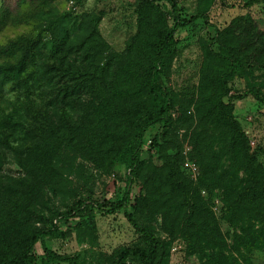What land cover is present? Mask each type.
Instances as JSON below:
<instances>
[{
	"label": "rangeland",
	"instance_id": "obj_1",
	"mask_svg": "<svg viewBox=\"0 0 264 264\" xmlns=\"http://www.w3.org/2000/svg\"><path fill=\"white\" fill-rule=\"evenodd\" d=\"M247 1L177 0L184 18H200L178 29L175 37L177 53L168 71L160 77L173 104L170 131L164 135L159 126L151 130V135L158 136L157 149L152 160L140 167L132 198L126 208L111 214L95 210L92 224L81 229H74L77 219L58 223L66 235L62 239L45 241L50 252L62 258L75 259L78 264H113L122 249L146 247L145 240L135 232L125 217V214H131L142 227L163 242L155 264H197V255L189 251L183 237L188 229L182 228L180 215L172 214L162 205L163 188L154 181L156 169L161 172L165 166L174 164L179 171L181 184L189 190L186 193L187 199L198 207L194 221L201 224L204 221L203 215L208 218V222L212 223L211 235L223 236L228 252L233 250L235 236H254L257 243L252 245L251 251L244 245L240 252L246 258H251L252 264H264L262 210L256 209V205L248 210L244 206L230 209L225 202L223 190L205 186L204 171L196 156L199 147L209 143V137L215 130L209 126V134L204 139L200 136L197 141L195 137V132L201 131L200 118L210 108L215 94L214 90L207 87L205 76L214 79L225 70V66L212 60L209 53L225 48L238 60V65L226 77L228 96L235 98L231 101L233 115L248 138L256 166L264 173V54L258 61L251 62L260 64L248 65L249 60L243 57L250 53L246 43L254 34L251 32L250 36L245 29L240 34L238 31L227 32L233 28L235 18L249 15L254 22L255 32V40L251 38L250 42H255L258 47L264 42V6L244 8ZM32 2L0 0V8L20 14L19 19L24 21L20 24H6L0 31V45L33 31V21L25 18ZM54 6L61 13L71 15L73 20L69 30L72 33L75 34L80 28L85 37L91 34L92 29H96L106 46L103 54L98 57L99 67L103 69L110 64V70L106 73L109 79L116 75L120 60L130 59L145 66L149 44L157 32L164 27H173L169 17L170 6L164 0L156 1L152 6L143 0H59ZM113 57L117 59L110 62ZM113 103L129 106L133 102L114 98ZM50 111L48 115L53 112ZM68 112L74 115L73 110L68 109ZM54 113L57 120L60 113ZM41 114L44 115L43 110ZM25 115L23 104L14 97L8 96L0 102V193L9 184L15 188L17 182L13 181L29 187L26 181L23 182L28 180L35 192L37 226H48L52 216L67 211L79 199L91 198L102 203L121 198L125 177L123 169L109 170L100 161L94 163L83 153L68 147L67 143L61 141L64 139L53 141L49 138L47 126H31L26 122ZM107 128L117 130L120 127L102 124L99 130L105 131ZM215 133L218 134V131ZM110 139L103 137L94 141L105 149ZM49 150L50 154L46 155ZM242 176L238 175L239 178ZM203 190L206 192L202 193ZM139 197L145 201L134 207ZM4 200L0 194V203ZM169 204L173 207L176 205L173 200ZM234 219L236 223H231ZM36 251L42 252L40 245L36 246ZM239 260L243 263L242 258ZM125 264L143 263L139 257L130 256Z\"/></svg>",
	"mask_w": 264,
	"mask_h": 264
},
{
	"label": "trees",
	"instance_id": "obj_2",
	"mask_svg": "<svg viewBox=\"0 0 264 264\" xmlns=\"http://www.w3.org/2000/svg\"><path fill=\"white\" fill-rule=\"evenodd\" d=\"M57 1L33 0L30 12L25 15L26 19L33 21V31L0 45V102L8 96L14 97L25 108L26 122L37 128L47 126L49 138L53 141L64 139L61 141L67 143L68 147L83 153L94 163L100 161L109 170L123 169V194L115 201L102 203L91 198L79 199L67 211L52 216L48 226L39 227L35 223L33 186L28 180L23 182L26 181L29 187L13 181L17 182L15 188L9 184L0 193L5 199L0 203V264H78L75 259L62 258L46 248V240L62 239L66 235V231H62L57 224L77 219L74 229H81L92 224L95 210L111 214L126 208L132 198L140 167L152 160L157 149L158 136L151 135V130L159 126L165 135L172 126V99L161 84L160 77L168 71L177 53L176 33L200 18H184L177 0H164L170 6L169 17L173 27H164L157 32L149 44L145 66L130 59L120 60L116 75L109 79L106 73L110 70V64L103 69L99 67L98 57L106 46L96 29L85 37L80 28L75 34L72 33L69 25L73 18L54 6ZM143 1L152 6L161 0ZM255 5L264 6V0H248L244 8ZM19 15L7 8H0V31L8 23H23ZM253 25L252 17L244 15L235 18L233 28L227 30L240 34L245 29L250 36L251 32L254 34L246 43L250 53L243 57L249 60L248 65L260 64L251 62L258 61L264 54V42L260 43V47L250 42L251 38L255 40ZM209 56L225 66V70L214 79L205 76L207 87L215 94L210 108L200 118L201 131H196L195 137L197 141L200 136L204 139L209 134V126L215 130L211 131L209 143L199 147L196 152L198 164L204 171V184L223 190L230 209L244 206L248 210L256 205V209H261L264 214V173L256 166L248 138L233 115L231 101L235 98L228 96L226 77L238 65V60L225 48L210 52ZM115 59L113 57L110 62ZM114 98L133 103L129 106L115 105ZM224 98H227L226 102ZM68 109L74 111L73 116ZM50 110H53V114L48 115ZM54 111L60 113L57 120ZM102 124L120 128L101 131L99 127ZM147 135L151 137V143L143 151ZM103 137L112 138L105 149L94 141ZM154 172L156 185L160 184L163 188L162 205L172 214L180 215L182 228L188 229L183 237L189 251L197 255V264H252L251 258H246L240 248L246 245L251 251L252 245L257 243L254 236H235L233 250L228 252L223 236L211 235L212 223L208 222V218L203 215L201 224L194 221L198 207L187 199L189 190L181 184L176 165L170 164L161 172L160 169ZM240 174L243 175L241 178L238 177ZM171 200L176 203L174 207L169 204ZM144 201L142 197L137 198L134 207ZM125 217L145 240L146 247L122 249L113 264H125L130 256L139 257L143 264H155L163 242L142 227L131 214H125ZM261 219L264 220V216ZM232 222L236 223L235 219ZM37 245H40L41 253L36 251Z\"/></svg>",
	"mask_w": 264,
	"mask_h": 264
},
{
	"label": "built area",
	"instance_id": "obj_3",
	"mask_svg": "<svg viewBox=\"0 0 264 264\" xmlns=\"http://www.w3.org/2000/svg\"><path fill=\"white\" fill-rule=\"evenodd\" d=\"M151 143V137L149 135L146 136V142L142 147V150L145 151L146 147Z\"/></svg>",
	"mask_w": 264,
	"mask_h": 264
}]
</instances>
